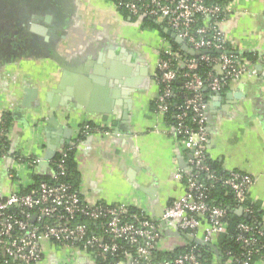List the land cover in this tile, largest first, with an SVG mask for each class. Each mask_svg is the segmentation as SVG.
<instances>
[{"label":"crops","instance_id":"obj_1","mask_svg":"<svg viewBox=\"0 0 264 264\" xmlns=\"http://www.w3.org/2000/svg\"><path fill=\"white\" fill-rule=\"evenodd\" d=\"M231 2L233 11L219 29L231 51L259 60L211 96L208 155L225 171L253 178L249 199L264 212V0ZM162 39L158 30L125 18L112 0H0V117H10L0 198L18 185L28 187L36 175L49 176L51 162L90 122L97 129L75 153L84 201L126 204L158 221L161 254L188 246L176 224L163 220L185 193L177 176L188 156L154 107ZM229 92L238 100H228ZM17 157L39 162L11 178ZM206 228L203 223L191 235L204 241ZM58 255L47 245L44 263L60 264ZM76 256L74 264H95L83 253Z\"/></svg>","mask_w":264,"mask_h":264},{"label":"built area","instance_id":"obj_2","mask_svg":"<svg viewBox=\"0 0 264 264\" xmlns=\"http://www.w3.org/2000/svg\"><path fill=\"white\" fill-rule=\"evenodd\" d=\"M118 1V6L134 17L146 16L166 22L167 28L192 50L205 52L200 56H186L180 46L179 49L174 47L173 41L162 39L155 111L164 118L170 128L169 134L178 140L180 150L188 156V162L184 163L190 170L180 167L177 177L184 183L185 193L170 203L163 220L174 222L181 231L193 235L206 223L204 241L211 244L214 235L228 231L226 210L207 203L209 189L215 183L221 181L234 194L236 208L242 207L248 215L252 212L247 203L253 178L247 173L226 171L227 176L220 179L211 169L208 155V102L203 91L214 95L229 88L252 66L230 50L219 29L233 11L232 0H226V6L208 4L206 0ZM176 84L182 90L181 102L170 122L173 100L178 96ZM3 123L2 114L0 139L8 140ZM92 132L90 124L84 123L76 138L81 133L88 136ZM8 156L6 148L0 146V160ZM60 156L51 162L53 180L67 172L68 152L64 149ZM12 162L17 164L10 177L17 178L20 167L32 170L39 160L17 157ZM202 175L210 180L208 186L201 181ZM34 184L33 180L26 188L18 185L10 196L0 198V264H45L47 245L56 249L60 264H74L77 253L89 256L94 263L98 257L111 254L122 258L115 264H202L194 253L195 248L194 252L159 257L161 229L155 220L139 210L133 212L129 205L88 204L79 189L67 182L42 181L35 189ZM92 222H98L97 227H92ZM237 228L236 241L247 251L239 257L229 254L225 264H264L263 260L250 261L257 244L256 236L264 237V231L246 223H240Z\"/></svg>","mask_w":264,"mask_h":264},{"label":"trees","instance_id":"obj_3","mask_svg":"<svg viewBox=\"0 0 264 264\" xmlns=\"http://www.w3.org/2000/svg\"><path fill=\"white\" fill-rule=\"evenodd\" d=\"M112 2L115 4V6L118 8L120 13L125 17V18H131L134 22H140L142 24V27L144 29H156L159 31L160 35L162 36L163 39L166 40H171L165 33L163 28H167L166 22H157V20L151 19L146 16H141V17H134L132 16L125 8L119 7L118 6V0H112ZM208 4H218L222 6L227 5L226 0H206ZM172 41V40H171ZM174 47L176 49H179L180 47L176 44H174ZM240 58L246 59L249 63H256L259 60V56L253 53H241L239 54ZM205 69L210 70L212 68H207ZM227 89V88H226ZM226 89H223L222 91H225ZM175 91L178 96L173 100L174 105L171 110V114L169 115L170 122H173V115L177 112V106L181 102L180 95L182 93V90L179 85H175ZM213 94L210 91H203V96L205 97L206 101L209 102L211 96ZM155 107V105H154ZM90 126L92 128V131H95L97 128L94 124L90 123ZM9 126H10V117L8 114L4 115V123H3V128L6 133L9 131ZM87 135L81 133L79 136L74 140L73 146L68 145L64 149L68 152V156L66 158L65 162V168H66V175L65 176H59L57 180H53L51 177V174L47 177H41V176H34L33 180L35 182L34 184V189L39 185L40 182L42 181H47V182H67L73 186L74 189L79 188L80 185V173L77 170V165L75 162V153H76V147L80 141L85 140ZM9 141L6 139H0V146H3L6 148V151L9 152L10 147H9ZM61 156L60 154L57 155L55 160L60 159ZM211 169L218 174V177L220 179H223L227 176L226 171L223 169L220 163L214 162L210 160L209 162ZM202 179L201 181L204 183L205 186H208L211 182L210 180L205 176L202 175L200 177ZM32 190V187L29 189ZM207 203L210 206H216L220 207L226 210L227 212V217H226V222L228 223V231L226 233H222L218 237L217 244L211 245V244H202V245H196L193 242H189L188 246L181 248L179 250H176L174 254H182V253H188L193 251V248H195V252L199 261L202 264H215L217 260L221 264H225L228 255L232 254L233 256L239 257L240 255L244 254L247 249L242 246L241 244L237 243L236 238L239 235L238 231V225L240 223H246L250 224L256 228H260V230H263V215L264 212L261 210V208L258 205H255L251 202H248L247 204L251 206L252 212L249 214L251 217V220L242 218L237 216L233 210L238 206L237 202L235 201L234 194L228 190L227 187L223 186L222 182L219 181L214 184V187L212 189H209L208 192V198H207ZM132 211L135 212L137 209L132 208ZM138 212V211H137ZM158 227H160V223L158 221H155ZM98 222H92L91 226L92 227H97ZM262 224V227L259 225ZM264 231V230H263ZM189 233V232H188ZM191 233V232H190ZM257 237V244L253 248V256L251 258V263H255L258 261L263 260L264 261V237ZM126 246V245H125ZM159 257H169L174 254H161L157 253ZM122 258H118L114 255L111 254H106L98 257L96 259L95 264H115L116 262L120 261Z\"/></svg>","mask_w":264,"mask_h":264},{"label":"water","instance_id":"obj_4","mask_svg":"<svg viewBox=\"0 0 264 264\" xmlns=\"http://www.w3.org/2000/svg\"><path fill=\"white\" fill-rule=\"evenodd\" d=\"M164 33L178 46L181 47V49L185 52L186 56H200L202 54H205L204 51H194L192 50L184 40H182L180 37H178L175 33H173L171 30H169L168 28H163ZM179 84V83H178ZM226 89V88H224ZM220 92L216 93V95H219ZM238 94H235L233 92H229L227 94V98L228 100H231L232 98L238 100ZM180 167L184 168V170H189L188 167L186 166V164L184 163V161H180ZM190 171V170H189ZM233 212L242 218L251 220V217L244 212V209L242 207L240 208H236L233 210ZM260 227H262V224L259 225ZM263 230H264V226H263ZM182 235L187 238L190 242H193L197 245H202V244H207L205 241L200 240L195 238L193 235H191L190 233H187L185 231H182Z\"/></svg>","mask_w":264,"mask_h":264}]
</instances>
